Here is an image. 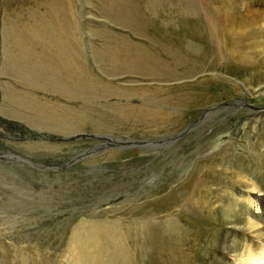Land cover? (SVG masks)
I'll return each mask as SVG.
<instances>
[{
    "label": "rangeland",
    "instance_id": "1",
    "mask_svg": "<svg viewBox=\"0 0 264 264\" xmlns=\"http://www.w3.org/2000/svg\"><path fill=\"white\" fill-rule=\"evenodd\" d=\"M124 1L0 0V264H245L263 248L246 220L264 229V0ZM49 36L77 51L86 91L37 61ZM113 45L168 70L116 68Z\"/></svg>",
    "mask_w": 264,
    "mask_h": 264
},
{
    "label": "bare ground",
    "instance_id": "2",
    "mask_svg": "<svg viewBox=\"0 0 264 264\" xmlns=\"http://www.w3.org/2000/svg\"><path fill=\"white\" fill-rule=\"evenodd\" d=\"M129 1L131 2V0H129ZM129 1L125 0L123 2L124 6L128 7ZM108 8L113 13H115L117 16L122 14L120 11H117V10L115 11L114 10L115 7L113 5H111ZM116 12H118V14ZM132 18L133 17H130V15H129L125 20H131ZM49 39L52 42H50V44L43 46L41 51L38 54H36L37 61H42L41 63H44L46 65V67L48 68V70L50 71L51 76H49V78H53L55 81H61V82L65 81L66 84H68V85L71 84V85H77L78 86V84H79L80 90L86 91V89L89 88V84L86 81L82 65L79 62V59L77 56V51L74 48H72L73 47L72 45H63L61 43L53 42L54 37H52V36H49ZM26 50L28 51L27 53L31 52L27 48H26ZM172 50H173L172 47L170 45H168L166 47L165 54L166 55H168V53L171 54ZM103 54H106L105 60L107 59V62L110 64H113L116 68L130 69L131 71L138 70V71H143V72L152 71V70H159L158 68H160V70H168V69H166L164 63L161 61L160 57L156 53L150 52L147 50H143V49H139L137 47H131V46H127V45L106 46L103 50ZM172 64L186 66V62L184 61V64H183L182 59L178 58V56H175V58H173ZM62 76H65L66 80H63ZM35 107H37V105ZM37 109L42 110L41 107H37ZM121 111L131 113V115L133 114V115H142V116H143V114L145 116V115H150L153 113V109L147 108V107H142L139 110H132L131 109L130 112L124 111V110H121ZM66 117L68 118V116H66ZM68 125L69 124H67V122H66L61 127H64L63 129H65V127H67ZM246 188H248V187H246ZM253 188H256V186L254 185ZM260 190L264 191V189H261V188H260ZM247 215H248V217H247L246 222L250 224V228H249L250 234H252V236H256V238L263 240V243H264V229L258 228V223L252 219L250 212H248ZM95 231H96L95 233H97L99 230L98 231L95 230ZM101 233L104 234V231ZM112 234H114V233H111V237H112ZM100 235H102V234H100ZM98 236H99V234H98ZM112 238H110V240L112 239V241H110V242H113L115 240H116V242L117 241H120V242L123 241V238H122V236H120L119 233L116 234L115 236H113ZM116 242H114V243H116ZM261 246L263 248L257 249L256 250L257 252H255L256 254H254L250 258L248 257V260H246V263L244 262L245 264H264V244ZM97 248H99V247H97ZM105 249H107V248H105ZM96 250H102V249L100 248V249H96ZM95 255H93V256H95ZM101 256L102 255H100V257ZM240 256L244 257V255H241V254H240ZM105 260H107V259H105ZM93 262H95V261H92V264H93Z\"/></svg>",
    "mask_w": 264,
    "mask_h": 264
}]
</instances>
